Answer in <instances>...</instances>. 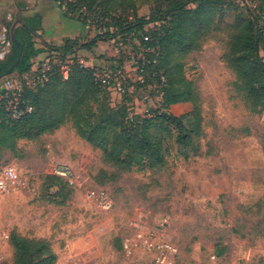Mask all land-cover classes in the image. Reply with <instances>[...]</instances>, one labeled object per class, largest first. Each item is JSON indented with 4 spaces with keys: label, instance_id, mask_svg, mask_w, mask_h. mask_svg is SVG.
Returning <instances> with one entry per match:
<instances>
[{
    "label": "rangeland",
    "instance_id": "obj_1",
    "mask_svg": "<svg viewBox=\"0 0 264 264\" xmlns=\"http://www.w3.org/2000/svg\"><path fill=\"white\" fill-rule=\"evenodd\" d=\"M184 1L195 6L196 0L171 3ZM258 1L264 10V0ZM134 2L138 16L149 19L162 0ZM241 12L234 5L215 10L210 32L200 36L201 47L181 57L185 77L200 95L201 123L196 126L193 103L179 102L168 112L183 122L191 137L187 146L178 143L174 125L150 127L162 139L163 166L122 171L71 122L18 141L16 153L0 152V168L14 166L25 183L0 194V264L8 262L11 251L14 255L11 232L48 240L56 264H159L139 247L128 255L123 245L134 241L139 225L150 229L163 219L168 220L166 238L177 249L170 264H264V111H252L225 61L232 24ZM95 28L88 40L102 33ZM110 41H97L96 59H114ZM260 47L264 57V39ZM76 54L87 61L92 56L84 49ZM121 65L134 80L136 66ZM162 99L163 93L150 94L151 115ZM130 101L124 97L121 104ZM59 162L73 167L81 189L69 188L60 177L46 178L57 177L51 166ZM88 189H104L112 209L89 202Z\"/></svg>",
    "mask_w": 264,
    "mask_h": 264
},
{
    "label": "trees",
    "instance_id": "obj_2",
    "mask_svg": "<svg viewBox=\"0 0 264 264\" xmlns=\"http://www.w3.org/2000/svg\"><path fill=\"white\" fill-rule=\"evenodd\" d=\"M56 1L66 15L77 17L84 25L86 18L81 14L86 12L97 31L102 33L86 43L67 39L62 47L47 45L50 48L47 58L51 64L49 79L45 85L34 89L24 87L22 99L32 107L30 113L18 119L8 114L1 117L0 152L10 150L16 153L18 141L39 138L71 122L89 144L102 151L106 161L122 171L163 166L162 139L150 133V127L174 125L178 143L188 145L191 137L183 122L168 112L175 103L191 102L196 126L201 123L200 95L195 83L185 77L181 57L201 47L200 36L210 32L215 10L223 11L233 5L240 11L244 9L246 15L241 12L232 24L225 61L234 72L236 85L252 111H264V57L260 47L264 39V10L258 0H193L194 7H190V1L175 6L172 0H162L154 4L149 19L138 16L134 0ZM25 22L26 25L15 32L24 44L22 59L13 72L19 76L33 67V35L39 17L26 18ZM151 23L155 26L148 29L147 25ZM147 32L151 35L150 45L153 48L159 45L160 52L159 56L155 53L148 56H156V68L164 71L168 84L163 90L161 107L153 111L154 116H129L124 103L111 105L109 93L94 81L91 70L79 67L76 53L79 49L91 50L99 39L111 40L118 36H131L145 44L142 36ZM19 51L20 45L12 41L11 52L0 60V75L16 60ZM66 63L70 65L67 78L62 74V66ZM46 178L60 180L58 176ZM9 238L14 249L9 264L57 263L58 255L48 240L28 238L16 232H11Z\"/></svg>",
    "mask_w": 264,
    "mask_h": 264
},
{
    "label": "built area",
    "instance_id": "obj_3",
    "mask_svg": "<svg viewBox=\"0 0 264 264\" xmlns=\"http://www.w3.org/2000/svg\"><path fill=\"white\" fill-rule=\"evenodd\" d=\"M81 15L86 18L85 26L88 29L96 27L86 12ZM142 39L145 44L131 36L124 38L118 36L111 39L110 42L115 46L114 59H110V62L102 65L88 63L84 58L78 57L79 67L91 70L94 81L107 90L110 95L111 105L121 104L124 97H128L131 100L127 104L129 116H150L152 112V105L149 103L150 94L154 92L162 94L168 84L164 71L156 68L158 62L156 56L160 54L159 45L155 48L150 45L151 35L149 32L143 34ZM8 52L9 50L6 49L0 52V60H3ZM149 53H155V58H150L148 56ZM130 61L136 66V78L134 80L124 73L121 65L123 62ZM69 67V63L62 66V74L65 78L68 77ZM50 72V58H45L22 76L11 74L5 77L0 85V119L7 114L14 119H18L30 113L32 107L22 99L23 89L24 87L34 89L45 85L49 79ZM51 173L64 179L72 189L78 190L82 188L80 176L68 164L59 162L51 166ZM24 184L18 170L14 166L9 165L0 168V194L16 190ZM85 197L103 211H110L114 205L112 198L104 189H88ZM167 223L168 220L163 219L158 226L150 229H144L143 226L139 225L134 241L126 240L124 242L125 252L128 255H132L135 252V248L139 247L144 252L151 254L157 263L170 264V260L177 252V249L166 238Z\"/></svg>",
    "mask_w": 264,
    "mask_h": 264
},
{
    "label": "crops",
    "instance_id": "obj_4",
    "mask_svg": "<svg viewBox=\"0 0 264 264\" xmlns=\"http://www.w3.org/2000/svg\"><path fill=\"white\" fill-rule=\"evenodd\" d=\"M34 16L39 17V24L35 25L36 32L33 35V67L48 57L50 48L47 45L62 47L67 39H79L83 43L88 41L87 33L91 29H88L77 17L66 15L65 10L56 0H0V52L6 49L9 50L7 54L9 55L12 47L10 30L14 28L16 32L20 26L26 25V18ZM96 46L91 50L84 49L92 55L88 63L102 65L110 62L108 57L100 59L94 57L96 52L93 50L97 48ZM80 50L82 49L77 52ZM2 83L3 79L0 80V85ZM12 256L11 251V258L9 257L5 264L11 263Z\"/></svg>",
    "mask_w": 264,
    "mask_h": 264
},
{
    "label": "water",
    "instance_id": "obj_5",
    "mask_svg": "<svg viewBox=\"0 0 264 264\" xmlns=\"http://www.w3.org/2000/svg\"><path fill=\"white\" fill-rule=\"evenodd\" d=\"M10 32H11L12 41H14L15 43L20 45V51H19V55L16 58V60L9 66V68L3 74L0 75V80L4 79L5 77H7L11 74H13L14 70L16 69V67L20 63L22 56H23V52H24V44L16 37L14 28H12L10 30Z\"/></svg>",
    "mask_w": 264,
    "mask_h": 264
}]
</instances>
